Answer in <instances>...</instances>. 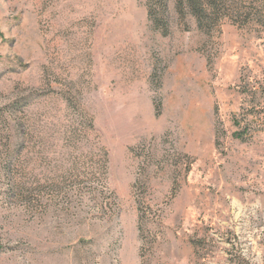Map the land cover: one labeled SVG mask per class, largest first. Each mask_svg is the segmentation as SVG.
Segmentation results:
<instances>
[{
  "label": "rangeland",
  "instance_id": "rangeland-1",
  "mask_svg": "<svg viewBox=\"0 0 264 264\" xmlns=\"http://www.w3.org/2000/svg\"><path fill=\"white\" fill-rule=\"evenodd\" d=\"M159 2L0 0V264H264V0Z\"/></svg>",
  "mask_w": 264,
  "mask_h": 264
},
{
  "label": "trees",
  "instance_id": "trees-1",
  "mask_svg": "<svg viewBox=\"0 0 264 264\" xmlns=\"http://www.w3.org/2000/svg\"><path fill=\"white\" fill-rule=\"evenodd\" d=\"M231 4V0H177L175 8L179 13L194 18L199 29L206 30L225 15L226 11L231 8ZM155 6L159 17L153 22L158 25L160 21H164L166 5L164 0H160L159 3H155Z\"/></svg>",
  "mask_w": 264,
  "mask_h": 264
}]
</instances>
